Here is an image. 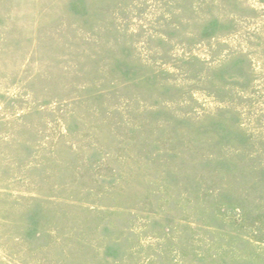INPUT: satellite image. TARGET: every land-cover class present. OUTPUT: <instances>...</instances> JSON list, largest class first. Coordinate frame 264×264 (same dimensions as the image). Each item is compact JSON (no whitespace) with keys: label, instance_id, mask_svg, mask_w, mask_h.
<instances>
[{"label":"rangeland","instance_id":"obj_1","mask_svg":"<svg viewBox=\"0 0 264 264\" xmlns=\"http://www.w3.org/2000/svg\"><path fill=\"white\" fill-rule=\"evenodd\" d=\"M0 264H264V0H0Z\"/></svg>","mask_w":264,"mask_h":264}]
</instances>
